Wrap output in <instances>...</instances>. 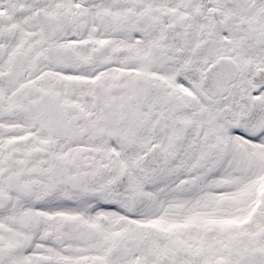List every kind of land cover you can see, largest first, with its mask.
I'll use <instances>...</instances> for the list:
<instances>
[{
  "label": "snow or ice",
  "instance_id": "obj_1",
  "mask_svg": "<svg viewBox=\"0 0 264 264\" xmlns=\"http://www.w3.org/2000/svg\"><path fill=\"white\" fill-rule=\"evenodd\" d=\"M0 264H264V0H0Z\"/></svg>",
  "mask_w": 264,
  "mask_h": 264
}]
</instances>
